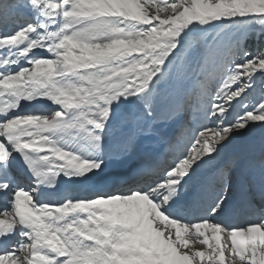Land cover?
Listing matches in <instances>:
<instances>
[{
    "label": "snow or ice",
    "instance_id": "snow-or-ice-1",
    "mask_svg": "<svg viewBox=\"0 0 264 264\" xmlns=\"http://www.w3.org/2000/svg\"><path fill=\"white\" fill-rule=\"evenodd\" d=\"M0 203V264H264V0H0Z\"/></svg>",
    "mask_w": 264,
    "mask_h": 264
},
{
    "label": "rangeland",
    "instance_id": "rangeland-1",
    "mask_svg": "<svg viewBox=\"0 0 264 264\" xmlns=\"http://www.w3.org/2000/svg\"><path fill=\"white\" fill-rule=\"evenodd\" d=\"M259 91L257 92V98H258V96H259ZM193 121H195V119H196V117L195 116H193L192 118H191ZM255 135V136H254ZM260 135H261V133H260V130H257V131H255L251 136H249V137H243V138H238L236 141H234L233 142V144L232 145H230L226 150H225V152L223 153V155H222V157H221V159L220 160H218V161H216L215 162V164L216 165H220V166H222L224 163H226V162H228V161H230L232 158H228V156H230L231 154H232V156L235 154V153H233V152H235L238 148H240V146L242 145V144H245V142H246V144H245V146H242L241 147V149H240V151L241 150H243V148H245V147H248V149H247V151H245L243 154H240V155H242V156H255V155H257L258 153H259V146L256 148V146H254V145H250L249 143H248V141L250 140V139H258V140H260ZM254 136V137H253ZM178 138H179V136H177ZM251 137H253V138H251ZM253 148H254V151H253ZM239 153V152H238ZM173 161V160H172ZM255 163H256V165L258 166V163H259V159H257L256 161H255ZM206 168V169H205ZM204 169H202V172H205V176H207V175H211L212 173H213V168L211 167V166H209V167H205ZM237 223H240V222H243V219L241 218V219H239V220H237L236 221Z\"/></svg>",
    "mask_w": 264,
    "mask_h": 264
},
{
    "label": "bare ground",
    "instance_id": "bare-ground-1",
    "mask_svg": "<svg viewBox=\"0 0 264 264\" xmlns=\"http://www.w3.org/2000/svg\"><path fill=\"white\" fill-rule=\"evenodd\" d=\"M173 130V126L170 127L169 129H167V132H168V135L170 136L171 132ZM255 136V135H254ZM253 136V137H254ZM251 137V138H253ZM248 143L251 145H254L256 146V148L259 146V143H260V140L258 139H250L248 141ZM242 147V146H241ZM241 147L238 149V151L235 153V154H240L243 152V150L246 148H243V150L240 151ZM145 149L148 151V152H151V153H154L155 155H157L160 159L163 158V155H165L166 157H169L172 156L170 155V152L171 150L169 149V146L167 143H165L164 141H160V140H153V141H150L148 142L146 145H145ZM253 151H254V148H253ZM239 152V153H238ZM234 158L235 155L232 156V154L230 156H228V158ZM172 160H174V157L172 158ZM172 160H170V162L172 163ZM202 174V170L200 172V175ZM4 205L2 203H0V208H2Z\"/></svg>",
    "mask_w": 264,
    "mask_h": 264
}]
</instances>
